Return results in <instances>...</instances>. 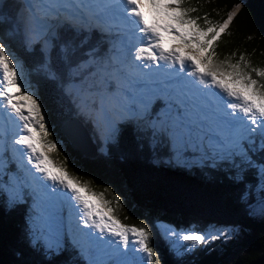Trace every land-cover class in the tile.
Listing matches in <instances>:
<instances>
[{
    "label": "snow or ice",
    "instance_id": "6c2138e0",
    "mask_svg": "<svg viewBox=\"0 0 264 264\" xmlns=\"http://www.w3.org/2000/svg\"><path fill=\"white\" fill-rule=\"evenodd\" d=\"M39 3L45 15L60 12L74 15L80 6H85L101 31L122 33V50L117 49L107 65L96 60V49L88 53L90 60L101 68L102 82L114 81L108 92L118 105L139 103L143 106L140 114L151 118L150 106L162 100L174 139L182 140L185 147L199 145L201 151L206 143L233 168L241 171L244 165L256 168L264 179V163L253 161L245 146L255 144L254 135L258 134L259 150L264 151V67L254 66L246 52L234 61L229 56L219 60L217 54L219 41L230 34V26L242 5H235L226 18L214 20L207 12L203 16L193 15L199 9L185 6L186 0H39ZM52 39L49 25L37 17L26 44L29 48L39 45L44 57L41 68L50 79H56L58 74L51 68ZM86 42L87 39L82 41ZM166 42L171 46L166 47ZM61 51L66 53L67 45H62ZM20 72L18 59L0 39V105H5L20 122L22 134L13 143L21 146L22 155H27L31 177L25 183L44 205V223L38 229H30V244L42 247L45 254H60L66 235L62 213L67 209L69 217L75 219V228L71 230L73 246L86 256L87 264H108L98 258L100 250L105 254L117 253L120 259L115 264H153L157 254L151 246L152 231L147 224L135 226L121 221L113 206L114 203L122 206L120 195L107 187L103 191L94 190L91 181L69 171L67 158L63 162L53 158L54 153L59 155V145L50 138L43 106L35 93L22 90ZM156 119L159 121L161 117L157 115ZM101 152L107 154V149L102 147ZM6 167L0 153V171ZM241 171L237 172V179L243 178ZM21 198V192L17 191L9 199V206ZM260 212L264 215V206ZM249 214H254L250 207ZM85 228L89 231H82ZM240 230L239 225L214 227L207 232L165 227L164 235L167 237L171 232L176 237L171 246L180 255L216 239L233 238ZM80 236L87 237V246ZM180 241L189 247L181 251ZM113 242L118 247L112 248Z\"/></svg>",
    "mask_w": 264,
    "mask_h": 264
},
{
    "label": "trees",
    "instance_id": "16d2710c",
    "mask_svg": "<svg viewBox=\"0 0 264 264\" xmlns=\"http://www.w3.org/2000/svg\"><path fill=\"white\" fill-rule=\"evenodd\" d=\"M235 5L242 7L230 26V34L223 35L218 43V59L229 56L234 61L240 53L246 52L254 66L264 67V0H186L185 6L199 9L193 15L203 16L207 12L212 19L220 20L226 18ZM21 8L22 3L18 0H3L0 5V39L24 65L26 80L43 106L50 138L62 147L59 155L54 153L53 158L59 162L67 158L69 171L92 181L94 190L103 191L107 187L113 194L120 195L122 206L114 207L121 221L135 226L147 224L152 231L151 246L157 254L153 264H249L264 257V218L249 214L252 192L261 178L259 171L246 165L243 171L233 168L218 155L215 160L212 156L208 159L199 157V164L173 163L167 133L164 132L166 136L153 135L152 130L137 125L133 119L119 125L114 140L104 146L107 154H102L103 143L91 112L87 106L79 107L74 96L67 92L66 85L86 76L87 85L94 88L97 82L93 69L95 63L88 53L96 49V60L107 65L115 52L111 45L117 34L101 31L94 20L85 27L58 21L52 34L50 53L51 68L58 76L50 79L41 68L44 57L39 45L29 48L26 44L28 36L18 23ZM85 39L87 42L82 43ZM62 45H67L66 53L61 51ZM232 53L236 56H231ZM83 64L86 66L81 70ZM79 69L80 74L75 76L72 71ZM112 84L114 81L110 80L107 86ZM63 121H70L72 126L82 125L96 148L94 158L83 155L70 145L62 132ZM254 139L255 144L245 145L249 148L248 154L257 164L264 163V151L259 150L261 137L255 134ZM12 140L4 142L1 147L5 151L7 167L0 171V264H85L80 250L73 246L70 228H75V221L66 209L63 212L71 223L64 224L67 236L60 254H45L42 247L30 244V229L39 226L36 225L35 202L28 199L32 201L36 197L25 183L30 180L31 173L24 170L26 167L21 157L14 154ZM197 150L198 154L203 152L200 146ZM238 171H241L242 179L236 178ZM13 178L16 179L14 189L21 192L27 187L28 190L24 198L9 206V199L15 195V190L10 189ZM107 198L112 199V196ZM155 214H159L158 217ZM158 218L178 219L184 223L199 220L209 224L239 225L240 238L234 249L223 256L199 250L177 255L168 251V242L163 240L156 226Z\"/></svg>",
    "mask_w": 264,
    "mask_h": 264
},
{
    "label": "rangeland",
    "instance_id": "374dc122",
    "mask_svg": "<svg viewBox=\"0 0 264 264\" xmlns=\"http://www.w3.org/2000/svg\"><path fill=\"white\" fill-rule=\"evenodd\" d=\"M18 1L22 3V8L19 9V12L21 13V17L18 23H19L21 30L24 29L26 31L27 36L30 35L31 26L34 24L37 17L49 25V31L51 32V34L54 33V30H55L54 26L56 25L55 23L58 21L72 23L73 25H75V27H80V26L85 27L86 25L89 26L91 25L93 21L90 14L87 12L85 6H80V11L76 12L74 15H70L67 12H60L58 15H45L43 11V6L39 3V0H34V1L33 0H18ZM30 2L32 4L31 6H33V10L35 14H32L28 7ZM112 32H115L117 34L116 39L113 40L114 43L111 45V49L115 51L113 53V56H114L117 49L122 50V43L120 39L122 33L118 31H112ZM114 44H115V49L113 48ZM165 46L169 47L171 45L168 42H166ZM120 58L124 59L123 55H121ZM18 62L21 68L20 78L23 84L22 90L29 89L33 93L31 86L28 84L26 80L25 67L19 60ZM113 63H115V61H113ZM85 66L86 65L83 64L81 66V70H83ZM93 69L96 70V74H97L96 75L92 73L94 74V77L96 78V81H97L96 84L94 85V88H90L87 85L88 79H86L87 78L86 76H81L79 77V79L71 80V82L66 85V90L67 92H70L74 96L75 100L78 102L79 107L81 109L85 106L88 107L89 112H91L92 120L94 121L95 125L98 128L99 137L102 140L103 148H105L104 146H106V142L114 140L115 136L117 135L119 131V125L122 124V122H127L130 119H133L137 125H143L145 129L146 127L148 128V131L149 130L150 132L153 131L154 132V133L152 132L153 135L161 134V135L166 136L164 132L167 133L166 138H167L168 145H169V151L172 152L171 161L173 163H186L187 165H191V164L193 165L195 163L199 164L201 157H205L208 159L209 156H212L214 157V160L217 159L216 152L212 148H209L206 143L204 144L206 148L203 146V152L198 154L197 147H199V145L189 144L187 147H185L182 140H177L173 138V135L167 123V118L164 115L162 100H157L150 106V110L152 112L151 118H149L148 115L140 114L143 112V106L140 105L139 103H136L135 106L134 105L132 106L131 103H128L124 106L118 105L117 102L114 99H112L111 95H109V92H108L109 87L107 86V83L102 82L101 68L99 67V64L95 63L93 65ZM79 71L80 69L73 70L72 73L75 76H77V74H80ZM129 96L131 98L130 94ZM157 115L161 117L159 121L156 119ZM7 122H10L9 125ZM70 131H72L74 134L77 133L78 135H76V137H78V139H81V140L84 139V141H88L90 143V136L85 133L86 134V138H85L84 131L82 130L81 133L79 132L80 131L79 126H72ZM19 134H22V129L20 128V122L18 121V118H16L13 114L9 113L5 105H0V153L3 154V157L5 155V151L1 149L3 143L8 141L9 139L12 140L10 137L16 138ZM76 137H73V138L77 140ZM91 141L93 142V140ZM12 143H13V140H12ZM12 143L10 145H12ZM14 147H15V149H13L14 154L17 153L21 157L24 166L28 168V166H30V162L27 161V155L26 154L22 155L21 146L15 145ZM61 148H62L61 145H59L58 151ZM4 159L6 161V158ZM24 170L26 171L27 169H24ZM12 180H13L12 185L10 186L11 190L14 189L16 185L15 183L16 179L13 178ZM262 186H264V179L260 178L259 182H257V185L252 192V199L250 200V208L252 212L260 218H264V215H261V212H260L261 207L264 206V191H262ZM0 187H1V184H0ZM14 190H15L13 191L14 193L19 191L18 189H14ZM26 190H28L27 187L22 188V191H21L22 198H24L25 195H27L25 193ZM96 191H99V190H96ZM28 201L35 202L34 208H35V211L38 213V219L36 221V225L40 227V225L44 223V218L42 216L44 205L36 198H34V200L32 201L28 199ZM113 206H116V205L114 204ZM62 215L65 220L64 224H66L67 222L71 223V221L67 219L66 213L63 212ZM158 215L159 214H155L156 217H158ZM73 220L75 221L74 218ZM70 225L73 227L72 224ZM156 226L161 232L163 240L168 242V251L170 250V251H173L174 253H176V250L172 248L171 241H175L176 237L173 236L171 232H169L166 237L164 235L165 227H173L177 229L178 231L183 228H191V229H195L201 232L210 231L214 227H225V225H218V224H213V223L209 224V223L201 222L199 220L191 221L189 223H184L178 219L166 220V219H161V218H158V220H156ZM70 230L72 229L70 228ZM82 231L86 232V231H89V229L85 228V229H82ZM64 232L66 233L65 225H64ZM65 236H67V233ZM239 238H240V232L238 235H235L233 238H229L227 240L216 239L214 241L205 243L204 245L194 248L191 252H195L199 250L206 254L215 253V254L223 256L228 251H231L234 249V247L238 244ZM80 239L81 241L84 242L85 246H87V237L80 236ZM179 243L181 245V251L184 248L189 247V245L184 244V242L182 241H180ZM63 244L65 245L64 239H63ZM104 247L107 248V245H105ZM116 247H118V245L115 242H113L112 248H116ZM129 247H132V246L129 245ZM189 253L190 252H182V254L180 255H185ZM85 257L86 256L81 255V259L83 260L85 264H87V259ZM98 258L101 261H107L108 264H115V261L120 259L117 253L111 252L109 254H105L103 250L98 251ZM158 258H162V257L158 256Z\"/></svg>",
    "mask_w": 264,
    "mask_h": 264
},
{
    "label": "water",
    "instance_id": "95a60500",
    "mask_svg": "<svg viewBox=\"0 0 264 264\" xmlns=\"http://www.w3.org/2000/svg\"><path fill=\"white\" fill-rule=\"evenodd\" d=\"M79 125H76V126H79ZM73 126H75V125H73ZM67 127H68V129H67ZM71 128H72V125H71L70 121H65V122L63 121L62 132H63L64 137L70 142V145L74 149L79 150V151H81L83 153L82 149L79 147V142H80L81 139H78V137H76V135H78L77 133L74 134L72 131H70ZM79 128H80V131H79L80 133H81L82 130L85 133L87 132V131H85L82 128V125H80ZM86 134L88 135V133H86ZM73 137H76L77 140H75ZM83 155H87V156L92 157L93 154L88 155V154L83 153ZM232 264H240V263L239 262H234ZM249 264H264V257H259V258H257L256 260H254L253 262H251Z\"/></svg>",
    "mask_w": 264,
    "mask_h": 264
},
{
    "label": "bare ground",
    "instance_id": "6f19581e",
    "mask_svg": "<svg viewBox=\"0 0 264 264\" xmlns=\"http://www.w3.org/2000/svg\"><path fill=\"white\" fill-rule=\"evenodd\" d=\"M85 134V132H84ZM86 138V134H85ZM91 141V140H90ZM79 146L82 149L83 153L90 155L91 153L93 154L91 158H94L96 156V148L92 144V142L84 141V139L80 140Z\"/></svg>",
    "mask_w": 264,
    "mask_h": 264
}]
</instances>
